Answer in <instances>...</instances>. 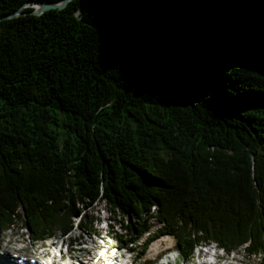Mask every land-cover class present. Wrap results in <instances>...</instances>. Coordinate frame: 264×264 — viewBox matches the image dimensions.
<instances>
[{
	"label": "trees",
	"instance_id": "trees-1",
	"mask_svg": "<svg viewBox=\"0 0 264 264\" xmlns=\"http://www.w3.org/2000/svg\"><path fill=\"white\" fill-rule=\"evenodd\" d=\"M31 1L59 0H0V16ZM97 203L122 243L155 218L183 260L213 243L264 264V0H71L0 21V231L95 235Z\"/></svg>",
	"mask_w": 264,
	"mask_h": 264
},
{
	"label": "rangeland",
	"instance_id": "rangeland-1",
	"mask_svg": "<svg viewBox=\"0 0 264 264\" xmlns=\"http://www.w3.org/2000/svg\"><path fill=\"white\" fill-rule=\"evenodd\" d=\"M86 214L89 216H94L98 219L97 222L94 223V227L100 234V236L90 235L82 233L79 228L74 227L72 231L65 235H55L48 239L52 245L50 250L58 255V247L60 245V242L62 241L61 248L64 249L65 247H70V249L75 248L76 251L73 250L74 254L76 255H89V250L94 247L95 244L99 245L101 242V237H104V240L106 244H108L109 252L113 253L112 255L117 257L118 255H121V253L124 251V248H129L130 254H125L124 262L128 263L129 256H135L137 253L141 250L142 242L145 241L148 237L154 235V232L156 229L160 227V223L156 221L155 218H150L146 221L145 226L146 230L144 233L139 237V239L132 243H122V241L117 240L114 235L118 237L119 234H123L124 230H122V227L119 225V216L118 214H110L109 210H107L106 206H104L102 203H97L93 205L91 208H89L86 211ZM78 218L75 219V222ZM117 233V234H116ZM11 235V239H19V243H17L18 246L25 247L26 252H36L39 251V248L32 247L33 243L31 242L32 239L28 236L27 229L21 226L20 223H16L14 226H12L10 229L5 231H0V237L1 240L4 242V244L9 239V236ZM150 235V236H149ZM130 239V237H127ZM169 238V239H168ZM168 240V242H167ZM178 240L174 238L172 235H161L158 238L156 237L153 239V241L150 243L148 247V251L146 253V259H136V262L134 264H153L154 257L156 256V253H163L165 249H176ZM36 246H40V242L35 243ZM13 243H9L7 246H12ZM85 246V250L82 251V247ZM152 246L158 247V252H154ZM215 246V244L212 243L211 247ZM152 249V250H151ZM162 249V250H161ZM206 250L203 248V251ZM195 251V250H193ZM180 253V251H179ZM129 254V255H128ZM158 255V256H159ZM172 256H175V253H172ZM137 258V257H136ZM232 258H235L237 260V263L240 264H260L261 259L257 256H249L246 252H244L242 249H237L233 251L232 253H228V257L226 261H233ZM179 260L181 263L186 262L179 257ZM194 262V261H193ZM158 264V263H156Z\"/></svg>",
	"mask_w": 264,
	"mask_h": 264
},
{
	"label": "water",
	"instance_id": "water-1",
	"mask_svg": "<svg viewBox=\"0 0 264 264\" xmlns=\"http://www.w3.org/2000/svg\"><path fill=\"white\" fill-rule=\"evenodd\" d=\"M71 0H59V1H55V2H39V1H31L28 2L26 4L27 7H31L33 8L32 11L26 12L23 11L22 12V8L21 7L19 10L8 13V14H4L0 16V21L4 20V19H9V18H13L16 17L18 15H25L27 13H33L35 15H40L43 12L50 10V9H63L64 7L67 6V4L70 2ZM78 11L75 12V14L77 15Z\"/></svg>",
	"mask_w": 264,
	"mask_h": 264
},
{
	"label": "bare ground",
	"instance_id": "bare-ground-1",
	"mask_svg": "<svg viewBox=\"0 0 264 264\" xmlns=\"http://www.w3.org/2000/svg\"><path fill=\"white\" fill-rule=\"evenodd\" d=\"M153 239H155V238H149V239H146V242H149V241H151V240H153ZM169 239V238H168ZM167 242H168V240H167ZM17 243V242H16ZM152 248H153V250H154V252H158V247H155V246H152ZM152 250V249H151ZM162 250V249H161ZM113 253H106V255H104V258H105V261H107V260H110V259H115L116 257L115 256H113L112 255ZM160 253L158 252V253H156V256H158ZM233 259V258H232ZM7 258H4V260H1L0 261V264H8L7 263ZM233 261H234V259H233ZM103 262V260H101L100 261V263H102ZM99 263V264H100Z\"/></svg>",
	"mask_w": 264,
	"mask_h": 264
}]
</instances>
